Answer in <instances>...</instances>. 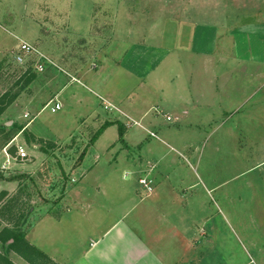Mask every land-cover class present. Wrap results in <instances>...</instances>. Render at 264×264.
<instances>
[{
    "label": "rangeland",
    "instance_id": "374dc122",
    "mask_svg": "<svg viewBox=\"0 0 264 264\" xmlns=\"http://www.w3.org/2000/svg\"><path fill=\"white\" fill-rule=\"evenodd\" d=\"M2 1L0 23L16 25L20 32L17 38L10 36L13 45L0 56V234L5 237L4 230L8 228L17 235L24 234L31 244L28 239L31 226L48 211L53 209L59 213L69 207L64 201L65 194L72 190V184H78L92 171L99 155L102 162L88 176L89 184L96 187V178H100L114 195L128 192L125 186L134 177L130 174V164L123 162L118 172L105 166L104 161L111 155L105 154L104 148L116 137L121 123L103 105L104 89L99 85L110 79L112 67L122 61L127 41L138 42L135 38L150 35L154 23L163 29H176L167 22L172 19V12L182 4L188 6L189 0L146 5L150 11L145 6L132 8L124 0ZM214 3L211 12L215 19L221 7ZM130 29L135 30L133 35ZM176 39L177 34L169 33L170 49L177 43ZM23 41L36 45L51 59L52 63L46 64L42 73H26L29 61L33 62L35 57L24 58L21 63L14 58ZM250 43L248 40L246 45ZM181 44L190 48L189 42ZM175 63L176 59L169 61L159 73L167 83L174 74L186 76ZM67 86L72 95H62L66 107L52 113L51 106L46 105L56 99L57 91ZM175 86L169 88L171 98ZM124 92L126 96L128 91ZM239 97L234 107L239 105L241 110L231 121L230 113L223 118L222 113L219 115L223 106L220 110L217 105L216 114L207 108L198 112L200 120L193 117L190 121L194 126L201 122L203 132L210 134L206 138L210 139L207 146L204 141L200 143L196 153L200 157L190 160L197 163L198 177L204 182L198 179L194 168L184 163L190 161L184 160L178 151L181 150L178 147H184L189 141L199 143L197 128H185V133L171 134L169 138L164 133L173 149L154 141L152 144L158 147L149 153L155 161L167 162L170 166L173 155L176 156V161L184 163L176 172L199 180L200 187H194V193L207 194L206 206L213 220L207 227L209 230L202 228L207 240L198 231L197 247L194 253L191 251L197 264H264V104L252 112L262 101L263 93L244 105ZM10 100L13 102L9 103ZM95 107L99 109L97 117ZM120 107L125 112V107ZM161 118L156 131L176 128V123L164 116ZM112 122L117 128L110 129L99 143L100 148H96L100 133ZM147 132L144 134L147 141L157 139ZM119 142L123 141L119 138L109 148ZM17 146L26 149L29 159L18 158ZM120 154L115 152L113 161ZM87 157L90 161L86 165ZM111 203L117 204L118 200L114 198ZM203 219L196 211L193 220ZM18 243L19 248H26L22 240ZM1 252L10 259L18 257L0 240ZM30 254L38 264H49L38 252L30 251Z\"/></svg>",
    "mask_w": 264,
    "mask_h": 264
},
{
    "label": "crops",
    "instance_id": "0c3cea01",
    "mask_svg": "<svg viewBox=\"0 0 264 264\" xmlns=\"http://www.w3.org/2000/svg\"><path fill=\"white\" fill-rule=\"evenodd\" d=\"M123 2L132 8L145 6L149 11L150 6L146 5L169 3L167 0ZM1 3L4 2L0 0V7ZM213 3L221 7L215 19L211 12ZM171 16L167 23L176 29H163L154 23L150 35L135 38L138 42L127 41L122 61L112 67L110 79L99 85L104 89L103 105L119 117L124 133L121 138L116 123L112 122L100 133L96 148H100L99 143L110 129L117 128L118 134L104 148L105 154L111 155L104 161L105 166L118 172L123 162L129 163L130 174L138 180L132 177L125 186L128 192L123 194L111 193L100 178H96L93 187L88 176L102 162L96 152L99 160L92 171L75 186L72 184V190L65 194L64 201L69 207L59 213L48 211L30 228V245L41 251L38 254L49 264H197L191 251L194 253L197 247L198 231L207 240L205 230H209L213 218L208 214L207 194L194 193L200 181L176 171L185 163L194 168L198 177L197 163L190 160L200 157L196 153L201 141L207 146L210 140L207 141L210 134L203 132L201 122L195 123L196 126L190 124L193 117L199 119L198 112L208 108L216 114L223 106L219 115L222 113L223 118L230 113L231 121L241 110L239 105L234 107L239 96L244 105L263 93L262 101L255 103L252 112L264 104V0H189L188 6L180 5ZM3 24L0 23V56L13 45L10 36L17 38L20 32L16 25ZM129 31L130 35L135 33L133 29ZM169 33L177 34L172 49L168 47ZM248 40L251 43L246 45ZM181 42H189L190 48L186 49ZM175 59L186 76L174 74L167 83L159 73ZM156 75L158 79L154 78ZM174 84L176 90L171 98L169 88ZM68 89L67 86L55 93V100L63 104L62 109L66 107L62 95L71 94ZM124 90L128 91L126 96ZM215 105L219 106L218 110ZM94 109L97 117L99 109ZM161 116L176 123V128L156 131ZM188 127L197 128L201 137L199 143L189 141L178 147L182 150H178L180 156L190 162H178L173 155L170 166L149 156L158 147L152 144L154 141L173 149L164 133L169 138L171 134L185 133L183 130ZM146 130L158 140L147 141ZM119 138L123 142L109 148ZM115 152L121 154L113 161ZM88 157L86 165L90 161ZM141 179L147 184H142ZM114 198L117 204L111 203ZM196 211L203 220H193ZM9 243L2 242L7 249L14 250L9 248ZM18 249L25 251L22 247ZM15 252L18 255L15 260L6 256L8 250L1 252L0 264H38L31 254L30 262Z\"/></svg>",
    "mask_w": 264,
    "mask_h": 264
},
{
    "label": "built area",
    "instance_id": "2783aa9c",
    "mask_svg": "<svg viewBox=\"0 0 264 264\" xmlns=\"http://www.w3.org/2000/svg\"><path fill=\"white\" fill-rule=\"evenodd\" d=\"M33 57H35V60H33L32 62L30 59H32ZM14 58H16V60L20 63L23 62L24 58L30 60L29 62L31 63L27 68L26 73H42L46 64L52 63L51 59L46 56L40 48H37L36 45H33L26 41H23V43L21 44V48L18 51V54H15ZM46 106H51V112L55 113L62 109L63 104H61L58 100L53 99ZM106 108H108V106H106ZM16 153L18 158L22 161L29 159V154L23 146H17ZM140 182L144 185L147 184L145 179H141Z\"/></svg>",
    "mask_w": 264,
    "mask_h": 264
},
{
    "label": "trees",
    "instance_id": "16d2710c",
    "mask_svg": "<svg viewBox=\"0 0 264 264\" xmlns=\"http://www.w3.org/2000/svg\"><path fill=\"white\" fill-rule=\"evenodd\" d=\"M13 100H10L9 103H12ZM109 126V125H108ZM123 128L124 126L121 124L120 125V135H123ZM1 225V224H0ZM6 232V236L5 237H2L1 234H0V240L5 243V244H8L10 241L11 243H9V248H12L14 249L15 251H17L18 253H20L24 258H26L28 261L31 262V258H30V251H34V252H38L40 253V251L38 249H36L35 247H33L32 245H30L25 237H24V234H20V235H17V232L14 231V230H11V229H5L4 230ZM3 231V232H4ZM19 240H22L25 244H26V248L24 249L25 251H20L18 248L19 246V243L18 241ZM44 255V254H43ZM2 256L0 255V258ZM8 262V260H7ZM8 264H12L11 262H8Z\"/></svg>",
    "mask_w": 264,
    "mask_h": 264
}]
</instances>
